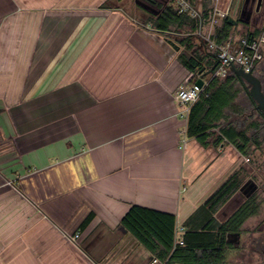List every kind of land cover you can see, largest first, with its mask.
Masks as SVG:
<instances>
[{
    "label": "crops",
    "instance_id": "0c3cea01",
    "mask_svg": "<svg viewBox=\"0 0 264 264\" xmlns=\"http://www.w3.org/2000/svg\"><path fill=\"white\" fill-rule=\"evenodd\" d=\"M206 2L194 0L199 14ZM215 7L234 20L231 38L264 28V0ZM158 12L143 0H0V264H152L122 226L131 207L174 215L180 237L246 168L232 145L186 135L173 95L196 81L169 43L181 35L152 27ZM222 25L206 22L195 43Z\"/></svg>",
    "mask_w": 264,
    "mask_h": 264
},
{
    "label": "trees",
    "instance_id": "16d2710c",
    "mask_svg": "<svg viewBox=\"0 0 264 264\" xmlns=\"http://www.w3.org/2000/svg\"><path fill=\"white\" fill-rule=\"evenodd\" d=\"M159 9L151 15L152 27L160 33H174L169 43L174 47L184 48L185 53L179 56L181 64L194 75L193 82L204 69L207 72L215 66L212 54L206 50L207 42L201 39L198 45L192 36L202 25L208 22L210 0L204 5L200 17H192L188 13L180 14L174 7L175 0H168L167 5L156 0H143ZM194 5V0L192 1ZM230 17L216 30V43L224 44L231 35L233 25ZM183 35H186L182 37ZM258 32L252 34L257 36ZM177 40V43H176ZM177 45V46H176ZM264 92V66L254 70ZM211 78L210 76H207ZM248 100L257 118L245 127L231 121L232 117L245 116V110L237 104L241 95ZM256 103L250 95V86L235 75L226 78H211L202 90L199 100L191 107L187 121L186 135L195 138L207 148L211 145H232L244 158L250 159L254 151L264 145L261 133L264 130V115L255 110ZM254 114L248 119H252ZM246 168L235 171L186 221V232L180 237L183 244L178 243L176 233L177 219L172 214L133 206L122 219V226L145 247L153 259L163 264H225L229 251L234 249L229 237L241 233L245 223L260 212L261 204L257 196H250L226 221L217 219L219 211L239 192L243 185ZM90 216L81 226L85 230L91 223Z\"/></svg>",
    "mask_w": 264,
    "mask_h": 264
},
{
    "label": "built area",
    "instance_id": "2783aa9c",
    "mask_svg": "<svg viewBox=\"0 0 264 264\" xmlns=\"http://www.w3.org/2000/svg\"><path fill=\"white\" fill-rule=\"evenodd\" d=\"M193 0H175L174 6L180 14L188 13L192 17H200L192 3ZM229 17V13L221 8L215 7L210 12L208 22L213 26H218L222 21ZM207 42L206 50L212 54L215 59V66L213 67V73L211 76L214 78H226L231 74V67L241 68L245 72L254 70L260 65L264 58V28L257 36L247 34L239 39L229 38L224 44L218 45L216 43V32L209 36H206ZM194 75L191 74V78ZM200 90L195 83L190 85L185 82L181 88H179L173 95L175 103L180 108L179 117L188 121V116L191 107L199 100ZM184 232L183 228H176L177 235ZM181 237V236H180ZM178 239L180 245L183 244L182 240ZM160 263L159 260L153 259L152 264Z\"/></svg>",
    "mask_w": 264,
    "mask_h": 264
},
{
    "label": "rangeland",
    "instance_id": "374dc122",
    "mask_svg": "<svg viewBox=\"0 0 264 264\" xmlns=\"http://www.w3.org/2000/svg\"><path fill=\"white\" fill-rule=\"evenodd\" d=\"M226 6L227 4L223 5V7ZM230 16H232V12ZM260 65L264 66V58ZM237 104L245 110V116L234 115L231 121L238 122L239 125L247 127L257 118V116L255 113H252L254 110L249 106L248 100L243 94L238 99ZM252 114H254V117L252 119H248V117ZM261 136L264 138V130L261 133ZM245 164L246 173L243 177V185L241 188L243 189V192H246L247 199L253 195L257 196L261 207L259 214L252 217L245 223L243 227L244 233L241 238V247L239 249L235 248L229 251L225 264H261L259 256L252 250L251 241L252 239H257L263 236L261 229L262 226L264 227V145L260 150L254 151L250 159H248ZM240 199L241 196L235 199L234 209H236V205L238 206ZM237 202L238 204L235 205Z\"/></svg>",
    "mask_w": 264,
    "mask_h": 264
},
{
    "label": "water",
    "instance_id": "95a60500",
    "mask_svg": "<svg viewBox=\"0 0 264 264\" xmlns=\"http://www.w3.org/2000/svg\"><path fill=\"white\" fill-rule=\"evenodd\" d=\"M260 3H259V5H260ZM229 22L231 24H233L234 20L230 19ZM171 46L174 47L173 44H171ZM203 72H204V69L199 72L198 79L195 82V85L200 90H203L205 87L204 77L211 75L213 73V69H211L205 73H203ZM231 72L234 73L235 75H237L238 77L242 78L246 82V84H248L250 86V95L256 103V110L260 111L264 115V92H263L262 83L259 80V78L257 76H255V74L252 71L245 72L241 68L231 67Z\"/></svg>",
    "mask_w": 264,
    "mask_h": 264
},
{
    "label": "flooded vegetation",
    "instance_id": "af4514ba",
    "mask_svg": "<svg viewBox=\"0 0 264 264\" xmlns=\"http://www.w3.org/2000/svg\"><path fill=\"white\" fill-rule=\"evenodd\" d=\"M244 193L246 195V192H244ZM246 200H247L246 196L242 197L240 199V202H239L237 208L235 209V211H237V209H239ZM261 231H262L263 236H261L260 238H257V239H252L251 247H252L253 252L259 256V258L261 260V264H264V227L263 226H262ZM243 233L244 232H243V229H242L241 233L234 234V235H231L229 237V240L233 244L234 249L235 248L239 249L241 247L240 245H241V238L243 236Z\"/></svg>",
    "mask_w": 264,
    "mask_h": 264
}]
</instances>
